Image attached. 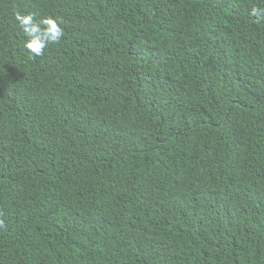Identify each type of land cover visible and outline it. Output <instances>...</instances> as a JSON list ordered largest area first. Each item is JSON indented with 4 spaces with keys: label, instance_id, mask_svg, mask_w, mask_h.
I'll use <instances>...</instances> for the list:
<instances>
[{
    "label": "trees",
    "instance_id": "obj_1",
    "mask_svg": "<svg viewBox=\"0 0 264 264\" xmlns=\"http://www.w3.org/2000/svg\"><path fill=\"white\" fill-rule=\"evenodd\" d=\"M257 6L0 0V264H264Z\"/></svg>",
    "mask_w": 264,
    "mask_h": 264
},
{
    "label": "clouds",
    "instance_id": "obj_2",
    "mask_svg": "<svg viewBox=\"0 0 264 264\" xmlns=\"http://www.w3.org/2000/svg\"><path fill=\"white\" fill-rule=\"evenodd\" d=\"M250 15L257 23L264 22V7H252ZM15 22L26 38L23 47L35 58L43 56L50 44H58L64 37L63 20L53 15L37 19L35 13H15Z\"/></svg>",
    "mask_w": 264,
    "mask_h": 264
}]
</instances>
